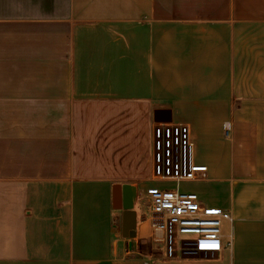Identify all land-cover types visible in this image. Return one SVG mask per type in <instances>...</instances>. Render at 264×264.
I'll return each instance as SVG.
<instances>
[{"label":"crops","instance_id":"crops-1","mask_svg":"<svg viewBox=\"0 0 264 264\" xmlns=\"http://www.w3.org/2000/svg\"><path fill=\"white\" fill-rule=\"evenodd\" d=\"M155 123L231 214L217 255L163 261L138 222ZM0 264H264V0H0Z\"/></svg>","mask_w":264,"mask_h":264},{"label":"built area","instance_id":"built-area-1","mask_svg":"<svg viewBox=\"0 0 264 264\" xmlns=\"http://www.w3.org/2000/svg\"><path fill=\"white\" fill-rule=\"evenodd\" d=\"M207 168L194 164L189 127L184 124L155 123L152 127V174L154 180L176 184L206 178ZM146 222L159 233L163 261L193 255H217L223 248L222 223L232 222L222 209L203 206L197 195L178 190L150 187L146 191ZM184 236H192L183 240Z\"/></svg>","mask_w":264,"mask_h":264},{"label":"rangeland","instance_id":"rangeland-1","mask_svg":"<svg viewBox=\"0 0 264 264\" xmlns=\"http://www.w3.org/2000/svg\"><path fill=\"white\" fill-rule=\"evenodd\" d=\"M153 186L158 187V188H166V189H170V190H178V191H189V183L188 182H182L179 184H176L174 182L171 181H167V180H154L153 182ZM146 193L143 191H139L138 194V198L136 201V205H135V211L137 212V218H138V222H143L144 218L148 215V209H147V200H146ZM183 240H190L192 239V236H184L182 237ZM155 246V245H154ZM141 247L140 250L144 251V246L141 245L139 246V248ZM155 248L157 250L160 251V246H155ZM198 255H203V254H198Z\"/></svg>","mask_w":264,"mask_h":264},{"label":"water","instance_id":"water-1","mask_svg":"<svg viewBox=\"0 0 264 264\" xmlns=\"http://www.w3.org/2000/svg\"><path fill=\"white\" fill-rule=\"evenodd\" d=\"M163 114L167 115V117L161 119L159 116ZM154 120L155 122H169L170 121L169 112L156 111L154 113ZM129 189H131V187L128 185H122V186L114 185L113 186L114 200H118V194L120 193L121 199H122V205H120L119 207L122 208L123 210H131L132 208V201H133L134 195L130 197L128 199V202L126 203V196H127L126 193ZM129 230L131 231L130 237H134L135 226L133 225V227H131Z\"/></svg>","mask_w":264,"mask_h":264}]
</instances>
